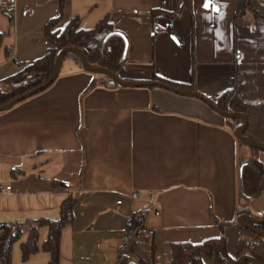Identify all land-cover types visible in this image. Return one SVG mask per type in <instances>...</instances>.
I'll list each match as a JSON object with an SVG mask.
<instances>
[{"label":"crops","instance_id":"obj_1","mask_svg":"<svg viewBox=\"0 0 264 264\" xmlns=\"http://www.w3.org/2000/svg\"><path fill=\"white\" fill-rule=\"evenodd\" d=\"M15 1L14 16L0 10V33H8L0 48V81L47 53L46 23L61 14L59 0ZM182 7V0H65L59 27L80 16L81 30H91L110 16L128 41L119 78L188 84V10L177 19H158L156 38L150 17L157 9L177 13ZM233 71V64L197 65L196 92L215 102L233 87ZM97 76L74 53L50 88L0 112V182L12 187L0 193V222L59 220L67 190L51 181H62L77 204L74 223L63 229L60 264H117L135 211L148 213L149 232L137 234L144 243L135 253L147 264H171L172 245L220 235L213 217L237 223L240 208L248 210L243 215L264 217V193L250 199L239 190L242 165L252 155L236 136L243 121L230 126L198 99L162 88H123ZM259 158L264 164V152ZM48 233L41 229L40 244ZM225 237L235 257L238 229L227 228ZM27 238L14 245L12 264H49L47 252L22 260L20 244Z\"/></svg>","mask_w":264,"mask_h":264},{"label":"trees","instance_id":"obj_2","mask_svg":"<svg viewBox=\"0 0 264 264\" xmlns=\"http://www.w3.org/2000/svg\"><path fill=\"white\" fill-rule=\"evenodd\" d=\"M249 0H182V9L175 12L154 10L151 14L154 32L158 37L162 29L158 26V19H177L181 12L188 10L192 20V70L191 82L188 84L171 82L155 76L153 80L164 82L172 87L185 91L196 92V66L208 64H233V87L224 91L214 102L226 113L245 114L249 125L244 136L255 143L264 146V15L251 8ZM61 14L49 20L45 26V38L51 44L47 53L11 77L0 81V107L10 104L16 98L27 94L47 82L55 72V65L60 51L70 47L82 51L88 63L95 68H104L118 74L125 62V48L127 37L118 31L110 21V16L104 17L91 30H81L80 16L69 21L61 29L65 0H59ZM206 5H208L206 7ZM264 5V4H262ZM1 10V9H0ZM2 11V10H1ZM8 33H0V48L3 38ZM74 53L67 54L65 61ZM99 79H109L107 76H97ZM94 80L89 89L98 82ZM232 126L236 121L225 119ZM241 122V121H240ZM252 155L241 168L239 190L248 198H257L264 192V164L259 155L262 152L250 146ZM14 172V171H13ZM54 188L63 187L67 190L60 205V219L28 220L25 222H0V264H12L14 245L26 234L28 238L20 244L22 260L29 261L34 254L40 252L50 255L49 264L61 262V237L63 229L75 221L74 207L77 200L70 192L71 187L62 181H51ZM239 215L248 210L238 209ZM125 226L124 244L120 248L117 264H147L139 257L136 248L144 243L138 238L140 231H147V212H133ZM263 220L264 217H256ZM215 227L220 235L202 243H179L172 245L171 264H205V259H212L215 264H239L244 256H250L264 264V238L238 223L220 222L213 217ZM48 228L49 233L45 242L40 244L42 228ZM236 228L239 241L236 256L229 253V242L225 237L227 228ZM264 233V225L259 227ZM130 254H133L132 256ZM156 254L155 243L152 246L153 257ZM243 264H252L245 261Z\"/></svg>","mask_w":264,"mask_h":264},{"label":"water","instance_id":"obj_3","mask_svg":"<svg viewBox=\"0 0 264 264\" xmlns=\"http://www.w3.org/2000/svg\"><path fill=\"white\" fill-rule=\"evenodd\" d=\"M127 49H128V41H126V48H125L126 52H125L124 58H126V56H127V53H128ZM70 53H75L80 57L81 66L83 67L84 70L91 72L95 75L107 76L112 81L116 82L120 87H123V88H130V87H133V88H144V87L145 88H162V89H164V90H166L172 94L175 93V94H179V95L186 97V98L191 97V98L198 99L199 101L206 103V105L209 108H211L218 116L220 115L225 119H230V120L236 119V120L243 121V123H244L243 126L237 130L236 136L238 137V139L243 144H245L247 146L256 147L259 150H261L262 152H264V146L263 145L255 143L252 140L248 139L246 136H244V132L246 131V129L249 125L248 118L245 114L226 113V112L222 111L220 108H218L215 105V103L213 101H211L209 98H207L205 95L203 96L202 94H200L198 92L185 91L182 89H178L176 87H172L171 85H168V84L161 82V81H144V82H130V83H128V82L122 80L121 78H119V76L116 73L114 74V73H112L109 70L104 69V68L99 69V68L92 67L88 63L85 54L82 51H80L79 49L73 48V47L63 49L60 51V54L58 56V59L56 61V65H55V68H56L55 72L47 82L42 84L40 87H38L32 91L27 92V94L16 98L10 104L5 105V106H1L0 112L11 110L15 105H17L21 102H24L27 99H29L30 97L38 95V94L42 93V91H45L48 88H50L54 84L56 79L59 77L61 70H62V65L65 61V58H66L67 54H70ZM262 190L264 192V181L262 183ZM237 223L239 225L251 230V231H254L259 236L264 238V233L259 230V227L264 225V219L263 220H257L255 218H253L252 216L250 217L247 215H242L238 219ZM245 261H249L252 264H263V263L259 262L257 259H255L254 257L252 258L250 256H244V257L240 258L238 263L243 264Z\"/></svg>","mask_w":264,"mask_h":264},{"label":"built area","instance_id":"obj_4","mask_svg":"<svg viewBox=\"0 0 264 264\" xmlns=\"http://www.w3.org/2000/svg\"><path fill=\"white\" fill-rule=\"evenodd\" d=\"M259 3L264 4V0H257ZM0 9L4 11L9 17L14 16L16 13V1L15 0H1ZM12 187L10 185H4L0 182V193L2 192H11ZM132 197H138L137 193H133ZM140 233L148 235V231H140Z\"/></svg>","mask_w":264,"mask_h":264},{"label":"rangeland","instance_id":"obj_5","mask_svg":"<svg viewBox=\"0 0 264 264\" xmlns=\"http://www.w3.org/2000/svg\"><path fill=\"white\" fill-rule=\"evenodd\" d=\"M250 3L253 7H255L258 11H261L264 13V5L262 3H259L257 0H250Z\"/></svg>","mask_w":264,"mask_h":264},{"label":"snow or ice","instance_id":"obj_6","mask_svg":"<svg viewBox=\"0 0 264 264\" xmlns=\"http://www.w3.org/2000/svg\"><path fill=\"white\" fill-rule=\"evenodd\" d=\"M208 5H206V7H207Z\"/></svg>","mask_w":264,"mask_h":264}]
</instances>
